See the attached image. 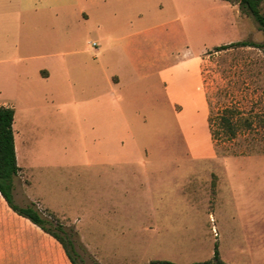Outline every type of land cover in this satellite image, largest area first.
Instances as JSON below:
<instances>
[{
    "label": "rangeland",
    "instance_id": "rangeland-1",
    "mask_svg": "<svg viewBox=\"0 0 264 264\" xmlns=\"http://www.w3.org/2000/svg\"><path fill=\"white\" fill-rule=\"evenodd\" d=\"M171 1L127 0L151 10L153 21L166 18ZM180 1L186 40L206 49L204 115L193 113L194 100L179 114L163 108V121L148 124L143 149L130 156L137 170H119L101 163L112 156L85 153L79 127L65 122L58 102L53 136L35 143L29 175L14 179V203L33 202L61 234L60 224L77 264H187L210 258L215 243L228 263L264 264V32L241 11V26L231 23L224 3L235 8L237 0ZM228 39L263 45L214 50ZM26 228L40 235L39 264H49V253L50 264H71L53 236L29 221Z\"/></svg>",
    "mask_w": 264,
    "mask_h": 264
},
{
    "label": "crops",
    "instance_id": "crops-1",
    "mask_svg": "<svg viewBox=\"0 0 264 264\" xmlns=\"http://www.w3.org/2000/svg\"><path fill=\"white\" fill-rule=\"evenodd\" d=\"M179 1L153 21L151 10L127 0H0V105L14 110L15 180L29 175L35 143L53 136L58 102L65 122L79 127L85 153L112 156L101 163L119 170H137L130 156L143 149L148 124L163 121V108L179 114L194 100L193 113L204 115L206 49L186 40ZM224 5L240 27L238 7ZM26 221L33 224L0 194V264H39L40 235Z\"/></svg>",
    "mask_w": 264,
    "mask_h": 264
},
{
    "label": "trees",
    "instance_id": "trees-1",
    "mask_svg": "<svg viewBox=\"0 0 264 264\" xmlns=\"http://www.w3.org/2000/svg\"><path fill=\"white\" fill-rule=\"evenodd\" d=\"M238 7L241 12L250 15L257 23L260 30L264 32V12L262 6L264 0H237ZM263 44L248 40H237L226 44L216 45L214 50L226 49L233 46H255L261 47ZM14 110L9 106L0 105V194L7 202L8 206L17 214L27 218L32 223L39 226L43 231L53 236L62 245L66 256L71 264H77L74 255L72 241L65 236L63 228L60 224L55 226L61 234L56 230L46 225L47 220L41 216L40 211L33 202L25 206H19L14 203L12 190L14 187V178L19 171V166L16 163L14 139H13V122ZM222 123L225 127L231 130V122L229 118L222 117ZM149 264H177L170 260L156 259L151 260ZM187 264H233L224 261L219 254L217 243L214 244L213 253L210 258L205 260H196Z\"/></svg>",
    "mask_w": 264,
    "mask_h": 264
}]
</instances>
